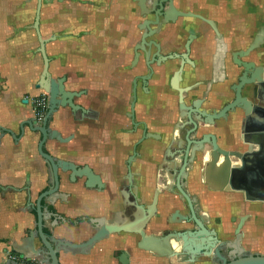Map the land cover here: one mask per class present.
Instances as JSON below:
<instances>
[{
    "label": "flooded vegetation",
    "instance_id": "flooded-vegetation-1",
    "mask_svg": "<svg viewBox=\"0 0 264 264\" xmlns=\"http://www.w3.org/2000/svg\"><path fill=\"white\" fill-rule=\"evenodd\" d=\"M172 1L177 11L192 16L179 15L173 22L151 26L152 30L147 32L141 25L150 18L140 17L135 26L139 35L130 49L129 61L126 63L123 53L117 51L111 68L99 66V109L86 108L77 103L78 98L74 102L79 109L73 111L66 107L76 123L88 118L98 120L99 151L95 156L89 158L83 153L87 150V147L82 149V143L86 142L83 138H62L55 132L57 130L51 129L61 108L49 119L52 140L63 145L59 156L45 149L58 168V190L48 197L49 205L45 203L47 199L42 202V211L53 216L51 226L54 229L62 225L70 229L86 224L96 231L91 219L99 218L100 232L102 220L108 224L133 221L136 215H144L142 210H149L156 200L155 215L145 225L147 235L164 238L185 231H200L194 214L211 231L212 213L204 201L215 196L231 197V191L209 189L203 181V173L207 164L211 166L215 152H243L249 148L243 132L247 120V111L243 108L246 103L251 106L264 103V86L257 79L264 69V3L262 0H217L227 2L224 11L227 18L223 23L212 13L213 8L209 13L186 12ZM154 2L147 0V10ZM134 3L141 16V8L135 0ZM167 6L170 9L169 4ZM145 34L148 37L144 42ZM174 37L181 40L176 42ZM196 47L201 50L195 53ZM63 77L66 86L68 77L53 79ZM234 104L243 107L237 106L232 111L230 106ZM49 109L50 97L48 112ZM252 117L261 120L258 114ZM217 154L224 158L221 153ZM63 163L66 172L61 169ZM48 169L50 184L47 190L56 186L52 167ZM87 169L98 178L94 188L87 187ZM64 176L66 187L63 190ZM67 188L99 194V207L78 206L74 194ZM57 204L64 206L57 208ZM33 209L37 217V208ZM69 212H75L76 216L71 218ZM106 216L114 218L113 222ZM118 217L123 220L116 221ZM45 230L52 235L48 228L44 227ZM124 234L130 235L132 240L141 238L134 233L113 235ZM216 237L226 243L235 240V235L231 240L221 239L218 233ZM138 242L129 241L126 246L114 250L110 256L112 263L123 264L124 253L129 255L130 264L134 256L162 258L159 252L141 249ZM165 246L161 252L167 250ZM173 246L178 247L177 253L182 252L178 243L174 242ZM242 246L247 252L243 242ZM138 248L142 252H138ZM100 249L99 258L104 264H111L104 257L107 253ZM233 251L226 246L222 248L228 261L237 258ZM181 258L190 257L168 259L180 261ZM188 260L190 264H215L213 257L203 253L195 261Z\"/></svg>",
    "mask_w": 264,
    "mask_h": 264
},
{
    "label": "crops",
    "instance_id": "crops-1",
    "mask_svg": "<svg viewBox=\"0 0 264 264\" xmlns=\"http://www.w3.org/2000/svg\"><path fill=\"white\" fill-rule=\"evenodd\" d=\"M175 5L186 12L209 13L213 8L212 13L221 22L227 18L224 12L227 2L224 1L175 0ZM37 7L38 0H0V127L7 130L0 133V264H19L15 257L46 264L45 256L32 255L34 249L42 248L41 241L35 239L27 243L30 232L37 229V217L28 202L35 204L39 195L47 191L49 169L38 149L41 135L31 133L26 126L24 132L22 130L25 122L36 120L32 100L46 93L38 88L44 61L34 28ZM136 9L134 0H43L40 32L47 39L49 71L53 78L68 77L66 88L69 91H86L77 103L88 109H99V66L111 68L117 51L123 53L126 63L129 61L130 49L139 35L135 28L139 22L134 18ZM166 34L168 37L170 31ZM175 40L178 42L181 38L174 37ZM197 50L201 48L196 47L194 52ZM51 129L57 130L62 138H83L86 142L82 143V149L87 147L83 153L89 158L99 151V122L95 118L76 123L70 118L69 110L61 108ZM62 147L52 139L45 144L52 155L59 156ZM203 181L206 184L205 172ZM62 184L64 190L65 176ZM67 189L74 194L78 206L99 207V194ZM45 203L49 205L50 198ZM63 206L57 204V208ZM68 215L74 218L76 213ZM51 220L45 221V227L55 239L74 246L84 244L95 234L86 224L54 229ZM116 221L122 220L118 217ZM129 236H108L88 249L61 250L60 263L104 264L99 258L101 248L100 251L107 253L103 256L113 264L112 252L126 246ZM184 258L178 261L134 256L132 261L133 264H190V258Z\"/></svg>",
    "mask_w": 264,
    "mask_h": 264
},
{
    "label": "water",
    "instance_id": "water-1",
    "mask_svg": "<svg viewBox=\"0 0 264 264\" xmlns=\"http://www.w3.org/2000/svg\"><path fill=\"white\" fill-rule=\"evenodd\" d=\"M137 1L139 7L141 8L143 18H150L144 21L141 25V29L146 32L152 30L151 26H161L162 24H167L173 22L175 18L179 15L181 16H192L190 13H180L173 6L172 0H155L151 9L147 10V0H135ZM43 0H38V7L36 13V20L34 28L37 31L39 37L40 49L39 52L43 56L44 69L41 75L40 83L38 88L46 92L50 97V109L47 114L45 121L42 124H38L36 120H30L25 122L22 126L24 132L25 126L28 127L31 133H38L42 136V140L39 143V153L45 160L47 166L52 167L53 175L55 176L56 186L50 188L49 190L42 193L37 199L36 204H33L29 200L28 204L37 208V229L36 231L30 232L27 238L28 242H33L35 239H39L42 243V248L33 251V256H45L46 264H61L59 258V252L61 250H67L73 252L72 249L78 248H90L94 246L100 240L107 238L109 235L120 234V233H134L141 236V241L139 242V247L141 249H146L152 247L153 245L164 243L168 244V249L160 255L161 257L174 258L177 256H188L192 261L196 260V257L203 253L207 257H213V263L215 264H264V255L259 254H249L245 251L242 246L244 234L243 227L249 216H242L239 220L237 228L235 230V240L233 242H223L216 237L215 231H209L203 223L193 216L195 222L197 223L200 231H185L180 232L175 235H168L164 238H157L155 236L147 235L145 232V225L155 215L156 204L155 200L153 206L149 210L143 209L144 215L136 217L133 221H126L119 224H108L106 220H102V229L99 232V218L91 219V223L95 225V234L87 242L82 245L74 246L67 243L64 240H57L53 235H49L44 232L45 221L49 220L53 216H47L43 209V200L47 199L51 194L58 190V168L53 160V158L45 152V144L49 138H51V131L49 129V119L53 116L60 108L69 107L73 111L79 109L75 104L74 100L80 98L86 94V91L75 92L68 91L65 86L66 78L63 77L59 80L53 79L49 71L50 60L46 52L47 39L43 38L40 32V18H41V8ZM167 4H169V8ZM173 14V15H172ZM147 34L144 35V42ZM189 50V45L187 46ZM261 77H257L259 81H262L264 86V69L259 72ZM243 107L242 105H232L230 108L232 111L235 108ZM247 111V120L243 127V132L245 134V143L249 145L246 151H220L215 152L213 155L214 160H218L219 154L221 153L227 164L229 165L228 175L226 178V183L229 184V189L231 192L241 194L246 202L249 203H260L264 204V103L260 105H249L243 108ZM258 114L261 116V120L253 119L252 115ZM7 132L6 129L0 127V133ZM50 136V137H49ZM53 139V138H51ZM239 162L231 166L233 160ZM59 166V162H58ZM75 171V167L70 165ZM231 168V169H230ZM62 171L66 172L65 164L61 166ZM212 171L214 169L211 168ZM87 182L88 188H94V182L98 179L93 175V173L87 169ZM81 176V175H80ZM75 180L74 175L72 177ZM194 213V212H193ZM187 221V219H183ZM188 222V221H187ZM171 238L174 240L171 241ZM178 243L179 247L182 249L181 253H177L176 249L178 247L173 246V243ZM228 247L229 249H234L233 255L237 258L228 261L227 258L222 254V248ZM27 255V253H26ZM123 264H130L129 255L127 253L123 254Z\"/></svg>",
    "mask_w": 264,
    "mask_h": 264
},
{
    "label": "rangeland",
    "instance_id": "rangeland-1",
    "mask_svg": "<svg viewBox=\"0 0 264 264\" xmlns=\"http://www.w3.org/2000/svg\"><path fill=\"white\" fill-rule=\"evenodd\" d=\"M140 17L138 9H136L134 18L139 21ZM204 202L207 203V207L212 213L209 222L211 231L218 233L221 239H233L240 217L249 216L243 227V244L247 253L264 255V204L245 202L240 195L235 193H232L231 197L215 196V198ZM112 219L114 220V218ZM130 241L136 244L141 241V238L138 236L137 239H130ZM137 251L142 252L140 248Z\"/></svg>",
    "mask_w": 264,
    "mask_h": 264
},
{
    "label": "bare ground",
    "instance_id": "bare-ground-1",
    "mask_svg": "<svg viewBox=\"0 0 264 264\" xmlns=\"http://www.w3.org/2000/svg\"><path fill=\"white\" fill-rule=\"evenodd\" d=\"M217 159L218 160L215 161L214 158L212 157L211 166L209 164H207V166L204 170L206 184L209 186V189H211L213 191L229 192L230 191L229 184L226 183L229 165L227 164V162L224 160L223 157H217ZM232 160H233V162H231V164H232L231 166L239 163L234 159H232ZM213 167H214V169L212 171L211 168H213ZM213 182L216 184H214ZM217 186H219V187L217 188ZM232 193H235V192H232ZM136 216L138 217L139 214ZM120 219L123 220V218H120ZM165 245H167V249H168V244L166 242L153 245L152 248L148 247L146 249L149 251H152V252L156 251V252H159L162 254L163 252H161V248L166 247Z\"/></svg>",
    "mask_w": 264,
    "mask_h": 264
},
{
    "label": "built area",
    "instance_id": "built-area-1",
    "mask_svg": "<svg viewBox=\"0 0 264 264\" xmlns=\"http://www.w3.org/2000/svg\"><path fill=\"white\" fill-rule=\"evenodd\" d=\"M49 95L47 93L32 100L35 118L37 122H42L48 112ZM19 264H41L35 260L15 257Z\"/></svg>",
    "mask_w": 264,
    "mask_h": 264
},
{
    "label": "trees",
    "instance_id": "trees-1",
    "mask_svg": "<svg viewBox=\"0 0 264 264\" xmlns=\"http://www.w3.org/2000/svg\"><path fill=\"white\" fill-rule=\"evenodd\" d=\"M45 232H47V231L45 230ZM47 234H48V232H47Z\"/></svg>",
    "mask_w": 264,
    "mask_h": 264
}]
</instances>
